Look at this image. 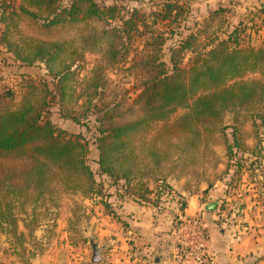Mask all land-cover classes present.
Here are the masks:
<instances>
[{
    "label": "rangeland",
    "instance_id": "1",
    "mask_svg": "<svg viewBox=\"0 0 264 264\" xmlns=\"http://www.w3.org/2000/svg\"><path fill=\"white\" fill-rule=\"evenodd\" d=\"M72 1L56 0L55 4L66 6ZM97 1L116 4L119 16L129 17L133 7L140 8L152 20L153 12L162 11L170 0ZM178 1L184 11L177 18L148 22V30L158 28L165 37L155 56L156 64L163 65L149 68L141 58L144 36L132 37L129 49L122 48L115 58L119 60H114L106 38H92L108 28L102 21L89 18L50 24L48 4L35 8L25 0H0L4 10L0 14V95L11 107L45 100L42 122L50 120L62 136L78 138L96 180L93 192L58 183L51 187L46 180L47 186L23 193L10 194L3 188L0 264H108L104 258L90 260L88 236L100 245L108 242L112 234L106 219L110 215L123 222L117 208L127 196V187L138 194L148 188L146 195L153 205L175 206L174 226L192 198L202 203L217 200V208L210 210L215 231H208V239L223 238L221 264H264V100L237 106L231 101L220 120L204 114L203 125L196 126L202 110L194 104L198 95L169 102L163 95L142 94L150 73L162 66L170 71L171 47L187 37L191 39L183 54L185 68L201 57L217 63L234 49L241 51L242 66L248 50L264 49V0ZM213 49L221 52L208 56ZM262 58L264 54L250 56L248 69L221 82L235 85L236 100L248 97L244 91L254 88L253 81L258 82L254 97L261 96L264 75L251 67ZM243 81L251 82L250 86L239 87ZM139 120L111 143L108 160L114 176L103 172L101 128ZM23 177L18 174L15 179Z\"/></svg>",
    "mask_w": 264,
    "mask_h": 264
},
{
    "label": "trees",
    "instance_id": "2",
    "mask_svg": "<svg viewBox=\"0 0 264 264\" xmlns=\"http://www.w3.org/2000/svg\"><path fill=\"white\" fill-rule=\"evenodd\" d=\"M25 1L28 6L35 8H42L43 4H48V15H52L50 24L66 20L84 21L89 18L102 21L108 28H104L98 35H92V38H106L107 45L111 48L109 57L114 60H119V58H115L120 54L122 48L126 46L129 49V40L132 37L144 36L146 39L145 54L141 58L149 68L163 65V62L156 64L157 57L155 56L164 44L165 37L158 28L148 30L150 28L148 22L154 24L169 17L177 18L184 11L183 4H180L178 0H170L163 4V12H153L154 17L151 20L140 8L133 7L129 17L119 16L116 4L107 6L97 0H73L66 6L55 4L56 0ZM23 9L29 11L27 6H24ZM3 13L4 10L1 9L0 14ZM33 13L37 15L35 12ZM144 26L145 29H142ZM190 39L191 37L184 38L179 44L171 47L170 61L172 65L169 68L170 71L162 66L163 68L154 74L150 73L142 94L151 97L163 95L169 102H174L178 97L198 95L194 104H200L202 110L197 117L196 126L203 125L201 116L204 114H210L217 119L221 118L223 112L230 108L231 101L232 105L237 106L252 99L264 100V88L260 92L261 96L254 97L256 83H258L256 81L252 82L254 88L249 87L244 91V97L248 96L244 100H236L238 94L235 91V85H221L225 76L233 78L248 69L246 64L250 61L249 57L264 54V49L248 50L247 56H244L247 60L242 61V66L238 60L241 51L234 49L225 53L222 60L217 63H210L207 58L201 57L194 65L185 68L182 64L183 54L188 49ZM217 52H221V50H210L207 55L215 56L218 54ZM251 69L261 70L264 75V58L255 59ZM208 77L214 80V84L208 81ZM250 83L243 81L238 85L242 88L250 86ZM262 86L264 87V83ZM44 102L45 100L34 105L29 101H24L28 104L11 107L5 102L4 96L0 95V191L5 188L8 193L12 194L15 191L23 193L29 189H41L43 186H47L46 180L51 187H55L58 183L76 190L83 186V190L93 192L96 189V180L85 160V146L78 138L62 136L50 120L42 122L41 105ZM170 110H165V112ZM139 123H141L140 120L101 128L99 163L103 172L114 176V167L109 164L108 160L111 143L126 135ZM18 174H24L23 179H15ZM75 175L79 177L78 181H76ZM80 180L81 184H79ZM39 182L41 183L38 184ZM126 189H129L126 195L133 200L150 202L146 195L149 193L148 188L139 194L129 187Z\"/></svg>",
    "mask_w": 264,
    "mask_h": 264
},
{
    "label": "crops",
    "instance_id": "3",
    "mask_svg": "<svg viewBox=\"0 0 264 264\" xmlns=\"http://www.w3.org/2000/svg\"><path fill=\"white\" fill-rule=\"evenodd\" d=\"M208 202L202 203L192 198L179 215L184 217L200 212L207 230L213 234L214 215L210 210L203 208ZM170 207V209L163 206L155 207L150 202H139L128 196L120 199L117 211L123 222L108 215L106 221L108 231L112 235L108 242L104 243L106 245L103 250L104 260H108V264H194L183 259V254L179 252L174 241L172 229L175 215L172 210L178 211V209L173 205ZM222 239L213 235L208 239L210 254L208 264H221L225 254Z\"/></svg>",
    "mask_w": 264,
    "mask_h": 264
},
{
    "label": "built area",
    "instance_id": "4",
    "mask_svg": "<svg viewBox=\"0 0 264 264\" xmlns=\"http://www.w3.org/2000/svg\"><path fill=\"white\" fill-rule=\"evenodd\" d=\"M174 241L183 259L194 264H208V230L200 212L180 218L173 228Z\"/></svg>",
    "mask_w": 264,
    "mask_h": 264
},
{
    "label": "water",
    "instance_id": "5",
    "mask_svg": "<svg viewBox=\"0 0 264 264\" xmlns=\"http://www.w3.org/2000/svg\"><path fill=\"white\" fill-rule=\"evenodd\" d=\"M218 203L219 202L217 200L212 201V202H208L205 205V209L206 210H214V209L217 208ZM88 238H89V242H90L91 249H92L90 260L92 262H100V261H102V259H103V250L106 248V245L105 244L100 245L97 241L94 240L93 236H91V235H89Z\"/></svg>",
    "mask_w": 264,
    "mask_h": 264
}]
</instances>
